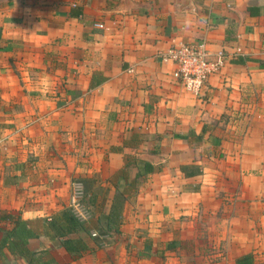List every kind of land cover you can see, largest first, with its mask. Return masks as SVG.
I'll return each instance as SVG.
<instances>
[{"label": "crops", "instance_id": "crops-1", "mask_svg": "<svg viewBox=\"0 0 264 264\" xmlns=\"http://www.w3.org/2000/svg\"><path fill=\"white\" fill-rule=\"evenodd\" d=\"M195 42L224 53L197 96L163 58ZM134 161L155 170L100 232L85 199ZM62 209L94 226L81 254L28 240L56 264H264V0H0V215Z\"/></svg>", "mask_w": 264, "mask_h": 264}, {"label": "trees", "instance_id": "trees-1", "mask_svg": "<svg viewBox=\"0 0 264 264\" xmlns=\"http://www.w3.org/2000/svg\"><path fill=\"white\" fill-rule=\"evenodd\" d=\"M81 8L72 14H79ZM132 140V141H131ZM129 142L134 143V138ZM117 150H120L118 148ZM138 169V172L132 179H129L126 174V168L129 164L117 173L113 174L108 182L114 187L115 191L110 196H106L108 188L101 187L96 192L91 193L85 201L94 207V212L99 213L98 219L102 221L99 231H104L105 228H113L117 230V225L120 222V216L125 199L128 195L136 192L142 176L154 171L151 165L145 162H133ZM117 186H119L117 188ZM128 194V195H127ZM106 198L110 200V206L106 214H101ZM1 220L9 221L12 226L0 240V258L5 249L12 257L22 259L25 264H56L51 254L44 250L38 253L29 250L27 244L31 238H39L47 236L50 239H57L59 245L70 254H81L88 250V247L82 237L79 235L81 230L89 231L91 226L81 224L75 215L68 209H62L48 218L22 219L15 214H2ZM236 264H251V256L244 255L236 260Z\"/></svg>", "mask_w": 264, "mask_h": 264}, {"label": "built area", "instance_id": "built-area-1", "mask_svg": "<svg viewBox=\"0 0 264 264\" xmlns=\"http://www.w3.org/2000/svg\"><path fill=\"white\" fill-rule=\"evenodd\" d=\"M95 26L103 28L100 23ZM163 58L175 65V70L172 73L175 80L195 96L201 92L208 76L217 71L224 63L223 51H217L211 58L209 50L202 42L178 43L170 48ZM80 194V185H74L70 199L72 206L77 204Z\"/></svg>", "mask_w": 264, "mask_h": 264}, {"label": "rangeland", "instance_id": "rangeland-1", "mask_svg": "<svg viewBox=\"0 0 264 264\" xmlns=\"http://www.w3.org/2000/svg\"><path fill=\"white\" fill-rule=\"evenodd\" d=\"M79 215V214H78ZM76 217V216H75ZM85 225H87V224H85Z\"/></svg>", "mask_w": 264, "mask_h": 264}]
</instances>
